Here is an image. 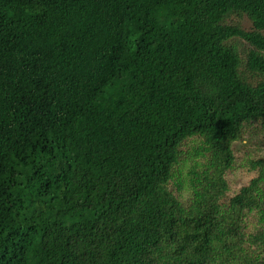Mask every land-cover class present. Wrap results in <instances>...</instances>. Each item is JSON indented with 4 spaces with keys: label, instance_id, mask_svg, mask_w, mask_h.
Returning a JSON list of instances; mask_svg holds the SVG:
<instances>
[{
    "label": "trees",
    "instance_id": "1",
    "mask_svg": "<svg viewBox=\"0 0 264 264\" xmlns=\"http://www.w3.org/2000/svg\"><path fill=\"white\" fill-rule=\"evenodd\" d=\"M262 134L264 0H0V264H264Z\"/></svg>",
    "mask_w": 264,
    "mask_h": 264
},
{
    "label": "rangeland",
    "instance_id": "2",
    "mask_svg": "<svg viewBox=\"0 0 264 264\" xmlns=\"http://www.w3.org/2000/svg\"><path fill=\"white\" fill-rule=\"evenodd\" d=\"M240 22L246 30H251L253 27L252 22L246 16L240 18ZM240 42L245 47V49H248L250 47L245 41L240 40ZM236 147L239 150L238 156L243 157L250 155L252 158L255 159L263 157L264 134L254 138L247 137L244 141L237 142ZM247 160L238 161L234 171H231V177L234 182H238L239 184L241 183L244 184L249 178L253 176L254 172L249 171L247 169L248 167Z\"/></svg>",
    "mask_w": 264,
    "mask_h": 264
}]
</instances>
